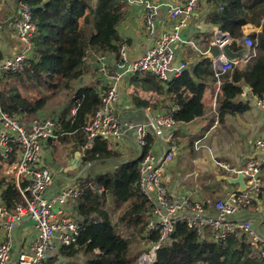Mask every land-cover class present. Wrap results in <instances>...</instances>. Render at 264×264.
Here are the masks:
<instances>
[{
	"label": "trees",
	"instance_id": "1",
	"mask_svg": "<svg viewBox=\"0 0 264 264\" xmlns=\"http://www.w3.org/2000/svg\"><path fill=\"white\" fill-rule=\"evenodd\" d=\"M33 9L37 35L32 39V53L20 72L0 73V110L7 114L32 116L46 103L48 93L62 95L68 107L58 114V138L65 142L72 136L78 150L86 143L84 125L101 103V92L96 87L80 82L91 62L97 58L120 57L117 29L125 16L120 0H25ZM212 7L208 25L227 33L234 42L232 51L240 49L242 27L251 24L259 28L252 33L256 39V56L249 62L237 64L232 72L224 74L219 89L220 118L225 114L241 113L249 104L239 97L242 85L251 89L258 100L264 99V0H206ZM211 64L202 59L198 66L186 68L176 79L166 82L172 102L179 106L174 114L177 123H188L204 113L202 93L208 78L212 77ZM148 76V75H147ZM151 77V76H149ZM152 90L158 92L160 80L152 78ZM34 100V101H32ZM139 103H144L138 101ZM74 113L72 114V110ZM147 136V151L153 144ZM18 146L13 144L7 163L15 162ZM108 143L96 139L93 147L84 152V164L115 161L113 172L78 178L79 197L73 207L82 231L75 246L60 250L58 256L73 260L72 264H137L141 240L120 234L125 227L140 236L152 209L151 203L138 189L137 159L117 160ZM2 159V158H0ZM7 178V177H6ZM0 176L1 203L12 210L21 203L20 193L12 179ZM259 199L261 194H259ZM120 208L116 223L111 211ZM156 241V237H152ZM81 255V256H80ZM53 256L44 264H54ZM264 264V255L246 245L240 234H232L216 242L208 227L202 235L185 223L175 225L171 241L158 250L154 264Z\"/></svg>",
	"mask_w": 264,
	"mask_h": 264
},
{
	"label": "built area",
	"instance_id": "2",
	"mask_svg": "<svg viewBox=\"0 0 264 264\" xmlns=\"http://www.w3.org/2000/svg\"><path fill=\"white\" fill-rule=\"evenodd\" d=\"M199 1L183 0L180 5L170 8L168 15L173 21L172 33H163L155 37L158 5L149 0H139L144 10V31L148 38L153 39L152 45L142 57L126 67L128 46L125 39L117 36L120 57L115 61L116 71L110 76L108 86L101 92L100 106L83 127L86 149H91L96 139L106 141L110 147L118 145L126 131L132 130L136 133V145L140 152L138 189L152 205L146 230L142 234V249L137 254V264H154L158 250L171 241L175 225L178 223H185L199 235L208 227L211 237L216 242L239 233L246 245L264 255V234L252 221L256 217L255 214L259 213V208L254 204L262 189L261 166L264 159L249 158L242 167L217 163L220 169L231 175L230 177H235L238 173L243 174L246 189L240 193H227L220 198L215 203V216L210 217L204 213L199 202L189 196H174L165 184L169 180L166 172L173 159L175 145L172 142L173 132H169L165 138L162 132L171 131L176 125L175 111H162L151 117L147 123L128 122L122 126L112 110L117 98L118 85L125 73H149L165 82L170 76L179 77L186 69L183 63L174 65L175 53L172 45L176 42L178 33L187 26ZM17 8V36L24 44V50L5 60L0 65V73L23 70L33 49L32 39L37 35L38 26L32 7L25 0H18ZM232 41L227 33L220 31L211 41L209 52L212 49L221 50L225 44ZM256 41L251 34L243 36L239 42L246 50V54L241 59L230 60L222 52L212 58L213 75L217 84L224 74L232 72L238 63H247L256 56ZM104 60L105 58L96 59L100 63ZM257 104L264 105V99L259 100ZM37 117H20L0 110V158L7 161L13 154L12 145L18 146L16 160L7 167L5 174L13 177L22 199L12 214H9L0 202V218L6 219L5 238L0 242V264H7L12 257L13 230L22 217H27L35 224L36 236L27 250L17 254L15 264H44L50 256L55 255V252L75 246L82 231L80 220L72 217L74 210L67 205L68 202L73 204L79 197V186L67 187L54 197H48V190L53 182V171L39 165L43 144L58 137L59 116ZM148 134L157 140L158 138L166 140L164 154L161 157L153 155L152 147L143 152L147 146ZM254 146L264 153V137L257 139ZM201 147V140H197L195 148ZM241 212L247 215L240 221H234L233 217ZM152 237H156V241H153Z\"/></svg>",
	"mask_w": 264,
	"mask_h": 264
},
{
	"label": "crops",
	"instance_id": "3",
	"mask_svg": "<svg viewBox=\"0 0 264 264\" xmlns=\"http://www.w3.org/2000/svg\"><path fill=\"white\" fill-rule=\"evenodd\" d=\"M149 1L157 4L159 9L155 19V37H159L163 33H172L173 21L170 19L168 11L170 8L180 5L183 0ZM17 2L18 0H0V65L24 50V44L17 36ZM122 2L125 16L118 26L117 35L119 38L125 39L128 46L127 67L150 49L153 39L148 38L144 32V10L139 0H123ZM211 8L206 0H200L197 3L187 26L178 33V38L172 45L175 53L174 65L183 63L186 68L192 69L205 58L209 60L210 71L213 73L212 58L216 55L213 54L215 49L209 52V46L215 34L221 30L207 23ZM241 30L243 36L259 32V28L251 24L244 25ZM233 42L234 40L229 44V47ZM237 43L239 44V42ZM241 57L239 58L241 59ZM115 71V60L112 57L105 58L103 63L91 62L80 85L96 87L102 92L110 83V76ZM149 76L155 78L149 73L128 74V72L122 77L118 85L117 98L112 105L113 113L119 118L122 126L128 122L147 123L151 117L162 111H175V114L180 109L172 102V96L165 84L176 78L170 76L167 81H161L160 89L156 92L151 89L153 85ZM221 85L222 78L219 84H217L214 75L208 78L201 97V104L204 107L203 115L188 123H177L171 131L163 130L162 132L164 138L169 132H173L172 142L175 145L173 159L167 167L166 173L169 175V180L165 182L166 187L174 196H189L192 200L199 202L204 213L210 217L216 214L215 203L227 193L237 192L238 189L237 185L229 184L223 179V177L231 175L220 169L217 163L242 167L249 158L264 159V153L254 146L257 139L264 137V105H258L259 100L252 95L251 89L243 84L242 94L239 98L243 102H247L249 108L241 113L225 114L220 118L221 101L218 98V93ZM139 100L144 103H139ZM61 106H59L60 110H53L55 111L53 117L58 116L69 105ZM45 114L39 111L35 115L44 117ZM125 134L118 145L109 147L112 152L118 154L119 162L137 159L140 153L136 145L135 131L128 130ZM164 138H158V140L154 138V144L151 146L153 155L158 158L164 154L167 143ZM197 140H201V149L195 148ZM59 148L67 156L65 164H63L65 158L62 157ZM86 150L90 149H86L84 145L79 151L72 136L67 137L65 142H61L57 137L56 140L43 144L39 165L53 171V182L48 190V197H54L61 190L72 186L71 184L78 186L76 181L80 177L90 175L92 178L95 175L113 172L119 164L115 161H106L112 165L111 170L96 171L95 166L99 162L85 165L82 161ZM58 152L59 155L56 158ZM8 166L7 161L0 159V176L7 177V181L13 180L11 175L5 174ZM261 176L262 189L259 193L261 197L255 200L254 205L259 208V212L262 214L256 227L264 234V163L261 166ZM3 189L4 187H0V194ZM67 205L71 206L74 216L78 218L73 204L68 202ZM7 211L12 214L14 209H7ZM116 211L120 212V208ZM116 211H111L112 221ZM245 215L247 214L244 212L238 213L233 217V220L240 221L244 219ZM5 222L6 219L0 218V242L5 238ZM34 225L27 217H22L15 224L12 236V257L7 264H15L17 254L22 250H27L35 239ZM54 256L56 257V255ZM57 260L54 264H72L74 262L66 258H57Z\"/></svg>",
	"mask_w": 264,
	"mask_h": 264
},
{
	"label": "rangeland",
	"instance_id": "4",
	"mask_svg": "<svg viewBox=\"0 0 264 264\" xmlns=\"http://www.w3.org/2000/svg\"><path fill=\"white\" fill-rule=\"evenodd\" d=\"M92 65H91V67H92ZM81 82H80V84H81ZM85 85H87V84H85ZM32 101H34V100H32ZM68 103L69 102H68V100L66 99L65 96L52 95L51 93H48V97L46 98V103L43 106V108L41 110H39V111L42 112V113H46L43 118H52L53 117V113L55 112L53 110L59 109L60 105H62L61 107H65L66 105H68ZM36 116L37 115H34V116L32 115V116H29V118H33V117H36ZM60 152H61L62 157L65 158L64 161H63V164H65L67 162V159H66L67 156L64 153H62L61 149H60ZM58 155H59V152L57 153L56 158H58ZM111 168H112V165L108 164L107 162H99L95 166L96 171L105 170V172H106V171H110ZM81 178H83V177H81ZM76 184H79V182L78 183L76 182ZM71 185L74 186L75 184H71ZM118 214H119V212H117V211L114 213V216H115V218H113V222L114 223L117 222L116 219L118 217ZM255 215H256V217L254 218L253 223H254V225H257V223L260 221V217H262V214H261V212H259V213L255 214ZM72 217H74L75 219H78L75 216H72ZM120 234L123 237H125V238H127L129 234H132V236L135 238L134 240H142V235L140 236V234H138L137 231L134 230L133 233H130L125 227H122L120 229ZM140 245H141V241H140Z\"/></svg>",
	"mask_w": 264,
	"mask_h": 264
},
{
	"label": "water",
	"instance_id": "5",
	"mask_svg": "<svg viewBox=\"0 0 264 264\" xmlns=\"http://www.w3.org/2000/svg\"><path fill=\"white\" fill-rule=\"evenodd\" d=\"M242 39H243V37H242ZM242 39H241V41H242ZM239 45L242 46L241 42H239ZM220 52H222L225 55V57H227L230 60H235L236 58H239V57L246 54V50L244 48H241L237 52H233L230 49L229 44H225L221 50L215 49L213 51V54H215L217 56L218 54H220ZM223 179L225 181H227L229 184L237 185L238 186V189H237L238 193L243 192L246 189L245 178H244V175L241 173H238L235 177L225 176V177H223ZM54 254L58 256V254L56 252ZM58 257H59V259H62L60 256H58Z\"/></svg>",
	"mask_w": 264,
	"mask_h": 264
}]
</instances>
